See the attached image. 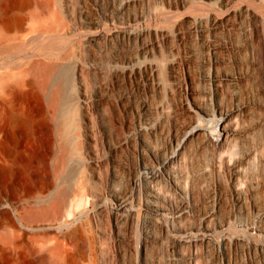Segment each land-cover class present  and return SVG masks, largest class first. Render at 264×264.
<instances>
[{"label": "rangeland", "instance_id": "374dc122", "mask_svg": "<svg viewBox=\"0 0 264 264\" xmlns=\"http://www.w3.org/2000/svg\"><path fill=\"white\" fill-rule=\"evenodd\" d=\"M0 141V264H47L57 243L87 264H264V0L0 12ZM59 191L51 233L14 244Z\"/></svg>", "mask_w": 264, "mask_h": 264}, {"label": "bare ground", "instance_id": "6f19581e", "mask_svg": "<svg viewBox=\"0 0 264 264\" xmlns=\"http://www.w3.org/2000/svg\"><path fill=\"white\" fill-rule=\"evenodd\" d=\"M25 4H27V0H12V1H8L7 3H4L0 6V12L7 15L8 13H10V11L12 10L13 6L14 5H17V6H25ZM38 4L40 6H42L44 3L42 2H38ZM11 19L9 18H5L4 20L1 21V25L3 27H6V28H10L11 27ZM11 29V28H10ZM35 67V66H34ZM57 95H58V92L55 90L52 92V95H51V100L52 102H56V99H57ZM208 110V109H207ZM207 110H204V109H201V112H203L204 114H208ZM218 112H221L220 110ZM226 112V111H225ZM225 112H222L221 116L219 117L218 120H220V123H219V135L221 137V139H224V137L226 136L228 130H229V126L225 123L227 122L225 120L224 122V115L226 114ZM223 115V116H222ZM198 118V117H196ZM217 119V118H216ZM24 117L22 115H19V114H16L14 116H12L10 119H9V123L10 124H21L23 123L24 121ZM228 120V118H227ZM204 121V120H203ZM214 121V120H213ZM223 122V123H222ZM204 123V122H203ZM189 124V123H188ZM196 127V126H195ZM217 127V126H216ZM193 128V127H192ZM195 129V128H194ZM210 129V128H209ZM218 129V128H217ZM65 130H67V127L65 126ZM193 130V129H192ZM210 132V131H209ZM190 133V132H189ZM197 133V132H196ZM211 133V132H210ZM218 134V133H217ZM12 132L10 131H6L5 132V136L7 137H12ZM70 135V134H69ZM190 137V136H189ZM213 137V136H212ZM182 140V139H181ZM211 140V139H210ZM219 140V139H218ZM222 141V140H221ZM215 143V142H214ZM180 145V144H179ZM0 147H2V149L6 152V154H11L12 153V150L10 148H5V145L2 141H0ZM62 156L59 157V163L61 165L62 163ZM144 167L145 164H144ZM0 169H2V167L0 166ZM151 169V168H149ZM153 175H155L157 172L154 171V170H151L150 171ZM8 198L6 197L5 200H4V203H8ZM63 201V194L59 191L55 194V196L52 198V200L50 202H48L46 205H41L39 207H35V208H30V209H27L24 211L22 217L23 219L26 221H28L29 219H31V221H34V224H31V225H24L23 224V228H21L20 230H17V232L15 233L14 235V244H18L21 242L22 239H25V240H31L32 238H41V237H46L47 234L51 233V232H48L47 229H51V226H48V225H40L38 224V222L40 220H42L43 218H48L50 216H52L53 218H56L57 216V213L55 212L54 208H56V206H58V204H60L61 202ZM3 204L0 203V207L2 206ZM121 205V204H120ZM119 205V206H120ZM158 205V204H157ZM155 205V207H153V211L157 214L158 212L157 211H163L164 208H161V206H157ZM153 206V205H152ZM189 206L187 205H183L179 210H183L185 208H188ZM178 210V211H179ZM161 214V213H160ZM159 214V215H160ZM63 217V216H62ZM68 217V216H67ZM68 218L61 220L57 222V224L54 226L55 229H59L63 226H66V227H69V226H72L74 220H67ZM204 224V223H203ZM206 226V225H205ZM222 227V225H220ZM208 227V226H207ZM191 228V227H189ZM188 228V230H189ZM197 229L200 231V232H196L195 235H198L199 237H204L205 236V232L206 230L209 231L210 229L209 228H205V227H197ZM196 229V230H197ZM191 230V229H190ZM195 230V231H196ZM186 232V231H185ZM192 232V231H190ZM187 233V232H186ZM68 236H71V237H79V233L77 231L76 228H72L68 233H67ZM184 235V234H182ZM181 235V236H182ZM186 235V234H185ZM191 235L192 237V234L189 233V236ZM195 235H193L195 237ZM188 236V237H189ZM183 237H186V236H183ZM182 237V238H183ZM198 237V238H199ZM69 238V237H68ZM174 238V237H173ZM196 238V237H195ZM194 238V239H195ZM205 238V237H204ZM179 240V239H178ZM201 240V238H200ZM80 246L82 247V243L80 244ZM80 248H77L74 253H71V252H68V251H65V250H62L61 247H60V244H54L53 246L47 248V264H87V257H86V254H85V251L83 249ZM85 248V247H84ZM45 257V258H46ZM18 255H15V261L18 260ZM44 258V259H45ZM17 262V261H16ZM16 264H19V262H17Z\"/></svg>", "mask_w": 264, "mask_h": 264}]
</instances>
